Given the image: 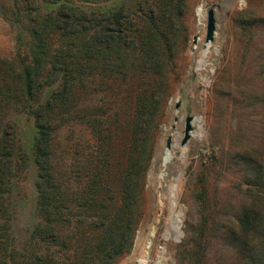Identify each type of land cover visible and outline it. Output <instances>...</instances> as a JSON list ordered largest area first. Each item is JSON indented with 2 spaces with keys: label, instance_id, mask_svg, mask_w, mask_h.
<instances>
[{
  "label": "trees",
  "instance_id": "1",
  "mask_svg": "<svg viewBox=\"0 0 264 264\" xmlns=\"http://www.w3.org/2000/svg\"><path fill=\"white\" fill-rule=\"evenodd\" d=\"M27 1L19 14L29 23L30 52L0 84V264H114L141 220L143 156L158 107L141 101L140 80L125 109L123 84L141 76V40L169 41L181 0ZM100 89L115 98L106 94L96 105ZM99 109L111 118H98ZM23 116L35 128L29 139ZM77 130L103 150L87 166L65 169L61 135ZM116 133L126 136L121 144ZM31 166L32 200L25 183ZM253 170L258 189L236 230L238 264H264V166ZM193 253L203 264L202 250Z\"/></svg>",
  "mask_w": 264,
  "mask_h": 264
},
{
  "label": "rangeland",
  "instance_id": "2",
  "mask_svg": "<svg viewBox=\"0 0 264 264\" xmlns=\"http://www.w3.org/2000/svg\"><path fill=\"white\" fill-rule=\"evenodd\" d=\"M30 3L0 0V84L3 74L18 69L20 54L30 52L29 23L19 14ZM181 5L169 41L157 35L141 40V76L123 84L125 109L140 80L141 101L158 107L143 156L141 220L133 244L114 264H198L192 258L199 248L203 264H238L241 257L236 230L258 189L254 164L264 166V0H181ZM211 9L216 28L207 42ZM106 94L108 101L115 98L100 89L96 105H103ZM108 115L99 109L98 118ZM189 116L201 121L193 123L182 146ZM19 119L25 138H31L34 125ZM116 134L121 144L126 136ZM84 135L83 130L61 135L65 169L87 166L103 150L94 135ZM170 137L172 158L164 165ZM119 155H126L123 148ZM30 169L25 183L32 200L36 169Z\"/></svg>",
  "mask_w": 264,
  "mask_h": 264
},
{
  "label": "water",
  "instance_id": "3",
  "mask_svg": "<svg viewBox=\"0 0 264 264\" xmlns=\"http://www.w3.org/2000/svg\"><path fill=\"white\" fill-rule=\"evenodd\" d=\"M201 11H202V8H201ZM215 21H216L215 11L214 9H211L208 12L207 42H211L214 40L215 28H216ZM197 40H198V37L196 36L194 42L197 43ZM200 121H201V118L199 117L189 116L187 118L186 128H185V137L182 141V146H185L191 137V132L193 131V123L200 122ZM171 147H172V138L170 137L167 143V152L164 158V165H166L172 158V155L170 152ZM162 176H164V174Z\"/></svg>",
  "mask_w": 264,
  "mask_h": 264
}]
</instances>
